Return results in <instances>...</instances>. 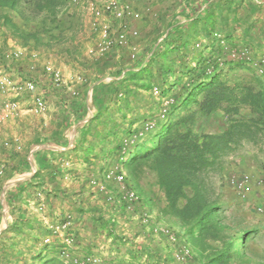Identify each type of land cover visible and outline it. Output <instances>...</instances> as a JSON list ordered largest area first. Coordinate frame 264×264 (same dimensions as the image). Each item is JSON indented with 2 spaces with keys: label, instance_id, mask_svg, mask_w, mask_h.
<instances>
[{
  "label": "trees",
  "instance_id": "1",
  "mask_svg": "<svg viewBox=\"0 0 264 264\" xmlns=\"http://www.w3.org/2000/svg\"><path fill=\"white\" fill-rule=\"evenodd\" d=\"M156 1L163 6L169 0ZM170 5L182 8L184 21H173L172 16L159 34L160 41L136 57L131 67L108 82L94 79L90 86L94 113L78 128L72 148L81 151L85 166H91L92 177H86L88 189L103 204L82 208L83 189L64 200L77 220L87 215L92 227L104 229L114 247L124 249L130 261L147 251L155 253L149 258L157 264H250L244 252L257 229L231 234L233 227L224 223L226 209L234 204L244 206L238 192L228 185L226 159L238 151L242 141L264 136V73H260L264 70V0H176ZM168 11L161 10L158 18ZM81 29L76 7L69 6V0H0V64L29 78V61L4 59L8 39L36 51L74 41ZM107 61L102 58L91 64L96 75L108 66ZM240 71L247 75H239ZM154 89L159 100L169 94L168 113L139 142L127 144V138L135 136L131 131L134 122L126 119L127 114L138 110L133 102L140 100V91H149L155 98ZM69 108L79 120L88 112L85 98ZM243 109L248 114H243ZM217 113L225 119L226 128L210 132L197 127L200 118ZM121 123L128 127L120 130ZM57 124L54 135L59 134L62 121ZM53 153L48 149L34 152L36 174L45 172L46 179L41 180L51 184L54 197L57 193L66 196L56 181L60 170L50 161ZM83 171L74 174L84 177ZM121 172H125L121 184L104 181L105 175L114 177ZM215 176H219L220 185L226 179L234 196L215 193ZM92 181L104 182L107 193ZM140 181L145 182L143 187ZM30 183L16 184L13 190L10 187L6 203L20 200ZM109 187L114 189L111 200ZM128 193L133 194L132 199ZM1 208L0 203V213ZM108 208L119 209L121 223H131L126 229L120 227L125 231L117 230ZM46 233L38 231L39 236ZM215 243L219 247L213 246ZM42 264L64 263L47 259Z\"/></svg>",
  "mask_w": 264,
  "mask_h": 264
},
{
  "label": "rangeland",
  "instance_id": "2",
  "mask_svg": "<svg viewBox=\"0 0 264 264\" xmlns=\"http://www.w3.org/2000/svg\"><path fill=\"white\" fill-rule=\"evenodd\" d=\"M94 1L99 4L102 0ZM175 1L169 0L163 6H160L156 0H120L122 5H127L135 15L131 18L120 13L114 17H108V19L104 17L97 21V24L100 26L101 23L106 22L112 33L124 30L127 34L135 32L136 36L128 37L127 44L124 46L112 45L103 55L95 54L98 31L92 25V18L86 9L76 11L80 22L82 19V38L77 39L76 46L74 45L71 48L72 53H66L63 48H61V51L60 49L55 51L56 47H39L38 50H33L38 54L37 71L31 74L29 78L35 81L37 94L45 100L48 109L44 115L39 116L27 113L26 109L32 104V95H24L18 99L22 112L14 119L0 125V161L3 159L8 161V163L0 162L2 173L0 175V188L4 189V194L0 198H4L6 201L5 194L10 187L13 190L16 184L31 180V183L25 187L20 200L11 204L7 203L1 208L0 264H42L47 259H60L64 264H76L75 261L89 255L100 258V264H104L106 259H110L109 264L156 263L149 258L150 256L153 258L155 253L153 252L154 255H152L148 254L147 251L140 252L141 256H138L135 261H125L129 255L123 252L124 249L118 250L115 248L111 238L106 236L107 232L101 229L100 226L93 228L87 215L82 218L79 217L80 219L77 220L78 216L72 209L70 210L69 202L64 199L76 195L78 191L83 189V192L80 193L81 198H78L82 208L100 207L99 205L103 204V201L98 200L97 196H91V190L88 189L86 179L92 177L89 172L91 166H85L81 162V151L72 148L74 141L77 139L78 128L94 113L91 106L90 86L94 79L108 82L119 72H125V69L131 67L133 65L132 61L136 57L144 54L153 43L160 41L159 34L166 29V25L172 16H174L173 21L183 22L184 17L180 14L182 8H179L178 5L174 7L173 4L170 5ZM79 6L81 7V5ZM79 6L76 8L79 9ZM171 7L173 8L171 9ZM169 9L171 10L168 11ZM161 10H167L168 13L161 15L162 18H158V13ZM2 41L3 39L0 37V45ZM241 54L239 53L240 57H242ZM132 56L134 57L132 58ZM102 58L108 59V66L103 72L96 75L91 64ZM43 63H50L60 70L64 79L62 88L54 87L50 79L43 74L41 69ZM22 66L25 68L26 63ZM10 72L16 80L23 77L15 71L10 70ZM23 72L25 73V71ZM239 75L246 76L247 74H245V71H240ZM152 95L157 97H151L149 91L142 90L140 91V100L137 99L133 102L138 110L134 113L129 112L126 119L134 122L131 131H135V136L128 137L127 144L139 142V139L144 138L164 121L171 104V98L169 94H166L162 100H159L157 94L153 93ZM84 98L88 112L84 119L79 120L73 117L69 107L71 103ZM159 101H161L160 105H157ZM242 113L246 115L248 111L243 109ZM60 121H62V124L59 128V134L54 135L53 132ZM127 127V123L119 124L120 130ZM197 127L201 130L216 132L226 128V123L221 114L217 113L210 117L200 118ZM257 137L258 140L253 142L242 141L238 151L227 157L226 174L227 171L232 170L233 167L229 165L232 163L235 166H241L242 170L238 171L239 174L234 175V178H239L244 174L248 175L251 169L256 170L258 168L254 166L256 163L252 155L262 156L263 158V155L258 154H264L261 153L264 152V136ZM14 139L22 147L20 152L5 149L2 145L4 140L13 141ZM41 149L54 152L50 157V161L53 165L59 167L60 171L56 181L60 182L61 188L67 193L66 196L57 193L58 195L54 197L51 184L47 180L44 182L41 180V178H45V172L37 176L34 152ZM238 157H241L245 162H234ZM22 163L25 164L22 165ZM78 169L84 170L85 178L83 175L79 178L75 176L74 173ZM244 171L245 173H242ZM124 174L125 172H121L118 175L124 176ZM233 174L234 172H229V177L226 176V179L231 180ZM226 179H222V186L220 185L219 176L212 178L215 193L220 194V191H222L225 196H234L227 187ZM139 184L143 187L145 182L140 181ZM109 189L108 199L111 200L113 199L114 189L112 187H109ZM250 207L252 206H237L234 204L229 210L225 208L227 212L224 223L233 227L231 234H239V231H246V228L250 229V227L254 229V225L264 219V216H256ZM102 211H107V209ZM108 213L115 217L117 230L120 232L125 231L122 229H126L131 224L130 222L121 223L119 209L108 208ZM106 216L108 217V215ZM20 219L23 222H20ZM67 223H71V225H67L60 233H53V227ZM43 230L48 231V233L39 236L38 231ZM46 238L49 239V242L44 245L43 242ZM67 239L71 242L67 243ZM158 242L160 241L158 240ZM160 244L163 246L164 243ZM43 246L48 248L41 250ZM213 246L219 247V244L215 243ZM113 252L117 253L112 254ZM36 257L40 258L37 259ZM244 257L249 260L250 264H264V230H257L253 240L247 244Z\"/></svg>",
  "mask_w": 264,
  "mask_h": 264
},
{
  "label": "built area",
  "instance_id": "3",
  "mask_svg": "<svg viewBox=\"0 0 264 264\" xmlns=\"http://www.w3.org/2000/svg\"><path fill=\"white\" fill-rule=\"evenodd\" d=\"M81 4V0H69V6L71 7H78ZM84 8L92 18V25L95 26L98 31V42L96 43L95 54H105L112 45L124 46L127 44L128 37L136 36L135 32L127 34L124 30L112 33L110 26L106 22L101 23L100 26L97 24V21H100L104 17H114L120 13L131 18L135 15L127 5H122L120 0H105L101 5H97L95 1L90 0L84 5ZM95 27L94 29H96ZM92 54L94 53L92 52ZM133 57L134 56H132V58ZM4 59L10 62L29 61V71L30 74H33L37 68L38 54L35 51L27 47H22L11 39H8L7 48L4 52ZM261 61L264 63V55L262 56ZM41 69L43 74L50 79L54 87L62 88L64 86V79L59 69L55 68L50 63H43ZM10 73V71H7L4 66L0 64V125L8 120L14 119L20 112H22L18 99L24 95H32V104L26 109V112L34 116L44 115L47 112L48 107L45 100L37 94L35 81L27 77H21L16 80ZM260 73H264V70H260ZM153 93L157 94L158 90L154 89ZM2 145L5 149H12L15 152H20L22 150L21 145L16 139L13 141L4 140ZM1 174L0 171V175ZM110 180H114L117 184H121L123 182V176L116 175L113 177L112 174L105 175L104 181L107 182ZM249 181L250 179L248 176L242 175L239 178L232 179L230 185L236 192H238V194L244 197V193L248 190ZM91 183L96 185L99 191L106 192L104 182L92 181ZM3 194L4 189L0 188V196ZM128 197L132 199L133 194L128 193ZM255 209L258 212H264V206L256 207ZM67 225H71V223L56 225L52 228V231L55 234L60 233ZM156 231L157 229L153 230L154 233H156ZM164 233H166V231H164ZM170 239L173 241L172 237H170ZM48 242L49 239L46 238L43 243L47 244ZM69 242H71V240L67 239V243ZM179 259L180 261L182 260L181 257H179ZM100 262V258L91 255L81 257L79 260L75 261L76 264H100Z\"/></svg>",
  "mask_w": 264,
  "mask_h": 264
},
{
  "label": "crops",
  "instance_id": "4",
  "mask_svg": "<svg viewBox=\"0 0 264 264\" xmlns=\"http://www.w3.org/2000/svg\"><path fill=\"white\" fill-rule=\"evenodd\" d=\"M90 0H82V4H81V7L79 6V9L76 8V11L78 12L80 9H85L84 8V5ZM94 1V0H93ZM105 0H102L99 2L98 5H101ZM82 13V12H81ZM78 17V16H77ZM108 19V18H107ZM81 25L83 26L82 24V19H81ZM85 26V25H84ZM81 28V27H80ZM82 32L80 31L78 34H76L75 36V40L74 41H69L61 46H57L55 51L59 50L60 51L62 50L61 48H63V50L65 51L66 49H69L71 50V48H73V46L76 44V41L77 39H81L82 37ZM76 46V45H75ZM263 51H264V46H263ZM219 131V130H218ZM261 153H264V152H261ZM249 155V154H248ZM258 155H263V158L262 156H254L252 155V158L254 159L255 161V165L254 164H251V165H254L258 168H256V170H250V172L248 173V176L250 181H249V185H248V190L246 193H244V197H242L240 194H237L239 197H240V200L244 201V205L245 206H249V205H253V208H251V211L256 215V216H264V212H258L255 208L256 207H263L264 206V154H258ZM2 162H7L5 159L1 160ZM0 161V162H1ZM239 161H242V162H245V160H243L241 157H238V159H235L234 162H239ZM231 165L233 168L232 170L230 169L229 172H234V174L232 175V178L231 180L228 178V185L230 186V183L232 181V179H234V175H237L239 174L238 171H242L241 170V166H235L232 164H229ZM259 170V171H258ZM242 173H245L242 172ZM247 174V173H246ZM261 174V175H260ZM245 175V174H244ZM263 175V176H262ZM229 177V176H228ZM262 179V180H260ZM232 187V186H231ZM233 188V187H232ZM0 203H1V206L4 207L7 203L6 201L4 200V198H0ZM234 204V203H233ZM254 227L257 229V230H264V219L260 222H257L256 225H254ZM250 229H252L250 227ZM154 233V232H153ZM157 235V232L154 233ZM164 247V245H163ZM117 252H113L112 254H116ZM122 255V253H121ZM121 258H124V257H121ZM127 258V257H126ZM128 259V260H127ZM125 259V261H130L129 258Z\"/></svg>",
  "mask_w": 264,
  "mask_h": 264
}]
</instances>
